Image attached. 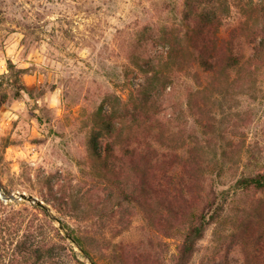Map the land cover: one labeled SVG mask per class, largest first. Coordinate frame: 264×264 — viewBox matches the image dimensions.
I'll use <instances>...</instances> for the list:
<instances>
[{"label": "rangeland", "instance_id": "rangeland-1", "mask_svg": "<svg viewBox=\"0 0 264 264\" xmlns=\"http://www.w3.org/2000/svg\"><path fill=\"white\" fill-rule=\"evenodd\" d=\"M186 1L0 0L3 192L34 195L45 202L52 215L85 231L88 249L99 264H119L115 251L130 249L134 253L139 247L151 255L150 264H172L181 237L173 234L166 238L147 227L138 209L130 217L109 221L87 220L71 212L69 216L60 214L58 206L52 207L49 186H55L58 197L65 189L70 204L87 201L101 166L92 141L98 135L101 148L110 141L102 134L104 123L122 128L118 147L130 145L134 122L127 111L145 84V77L134 71V58L147 53V39L163 34L166 28H177ZM248 1H229L230 12L221 13L225 31L242 17L257 22L259 13L241 8ZM250 46L246 48L249 53ZM9 61L17 65L16 70L9 72ZM261 67L249 94L234 100H225L220 93L212 98L215 134L205 133L197 116L186 110L190 90L200 87L193 76H176L173 87L162 96L166 107L162 106L159 121L174 113V129L183 130L188 140L198 138L205 158L213 166L221 163L222 177L229 183L242 173L264 170V63ZM209 82L201 73V83L207 86ZM229 141L236 147L222 160V149ZM213 166L216 175L220 169ZM0 200L15 210L32 206L28 201L3 200L1 191ZM262 200L264 194L252 192L234 199L223 224L210 227L190 264H214L221 257L218 253L224 237L237 230ZM4 218L5 212L0 210V264H11L17 259L18 217L7 226ZM76 251L82 261L93 264L80 249Z\"/></svg>", "mask_w": 264, "mask_h": 264}, {"label": "trees", "instance_id": "trees-1", "mask_svg": "<svg viewBox=\"0 0 264 264\" xmlns=\"http://www.w3.org/2000/svg\"><path fill=\"white\" fill-rule=\"evenodd\" d=\"M229 1L187 0L177 28H166L163 34L147 39V53L133 63L145 84L127 111L134 122L130 145L118 147L122 128L104 123L102 134L110 141L102 148L98 135L92 141L101 166L87 201L70 204L66 190L61 189L58 197L50 183L52 207L58 206L60 214L109 221L130 217L138 209L147 227L166 238L180 235L172 264H190L210 227L223 224L234 199L242 193L264 194V170L242 173L229 183L222 177L221 163L213 166L205 158L198 138L188 140L183 130L174 129V113L166 114L162 122L158 118L162 106L166 107L162 96L178 75L193 76L199 82L200 87L189 92L186 110L197 116L198 124L209 134L216 133L212 98L220 93L225 100H234L249 94L255 85L264 63V3H244L243 11L259 13L257 22L242 17L228 32L221 15L230 12ZM250 26L251 33H247ZM16 69L9 61V72ZM201 73L210 79L207 86L201 83ZM228 144L222 149V160L236 147L234 142ZM212 166L220 169L216 175ZM0 210L5 212V225L18 217L17 259L11 264H86L76 248L99 264L88 249L86 232L72 228L60 216L52 218V213L33 204L15 210L1 200ZM218 254L221 257L214 264H264V200L237 230L224 237ZM115 257L119 264L151 262V255L140 247L134 253L130 249L115 251Z\"/></svg>", "mask_w": 264, "mask_h": 264}, {"label": "water", "instance_id": "water-1", "mask_svg": "<svg viewBox=\"0 0 264 264\" xmlns=\"http://www.w3.org/2000/svg\"><path fill=\"white\" fill-rule=\"evenodd\" d=\"M0 191H1V197L3 200L11 201V202H18V201H28L29 203L33 205H37L40 207L45 208L48 212L52 213L49 209V207L45 204L44 201L40 200L39 198L35 197L34 195H28L26 193H17V194H10L7 195L3 192L2 186L0 184ZM52 218H55L54 215H52Z\"/></svg>", "mask_w": 264, "mask_h": 264}]
</instances>
